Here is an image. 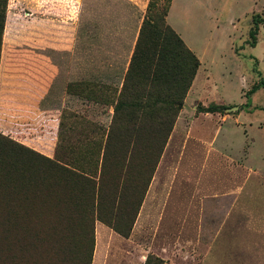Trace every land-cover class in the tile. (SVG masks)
Wrapping results in <instances>:
<instances>
[{"label":"rangeland","instance_id":"374dc122","mask_svg":"<svg viewBox=\"0 0 264 264\" xmlns=\"http://www.w3.org/2000/svg\"><path fill=\"white\" fill-rule=\"evenodd\" d=\"M150 2L158 12L167 5L166 23L200 65L151 174V161L139 155L142 141L130 156L113 152L105 157L99 191L102 159L90 154L82 160L81 153L99 146L88 141L101 134H94L88 121L106 127L112 107L86 99L80 84L120 88ZM256 25L252 47L249 30ZM69 82L76 83L72 93ZM212 103L225 108L199 111ZM59 133L63 153L65 147L74 153L61 159L78 160L75 165H85L96 184L92 221L86 181L60 174L46 162L37 166L24 159L26 166L0 146L2 165L13 167L16 176L11 192L1 185L0 210L25 212L19 218L34 226L32 235L36 224L46 228L31 240L28 263L92 264L95 252L100 261L110 254L121 264L130 263L133 248L125 237L132 235L134 247L147 243L143 264L149 255L173 264L164 255L172 256L176 240L188 252L190 236H204L206 226L188 220L191 188L264 185V176L251 172L264 173V0H7L0 46V135L54 159ZM115 146L111 143L110 151ZM98 201L99 214L117 218L121 229L131 227L127 236L97 219ZM55 208L67 225L60 237ZM20 241L6 240L0 225V260L7 255L16 262L22 255L16 251ZM35 244L44 254L33 255ZM241 254L243 262L252 258Z\"/></svg>","mask_w":264,"mask_h":264},{"label":"trees","instance_id":"16d2710c","mask_svg":"<svg viewBox=\"0 0 264 264\" xmlns=\"http://www.w3.org/2000/svg\"><path fill=\"white\" fill-rule=\"evenodd\" d=\"M6 6L7 0H0V46ZM157 9L154 3H149L119 89L112 88L110 85L103 82L85 81L80 84L84 89L86 99L91 102L107 104L112 107L110 121L106 127L97 122L88 121L99 130H93L94 134L97 132L101 133L99 139L95 138L88 141L92 142L94 145H98L99 143V146L96 148L97 150L92 151L91 147L88 151L81 153V157L84 155L82 160L90 154L91 156L94 155L102 159L98 178L99 182H97L99 191L101 190L100 178L105 157L113 152H117L119 156H130L133 154L132 147L142 141H144V147L139 151V155L151 161L149 175L151 174L176 118L182 109L184 99L200 65V60L196 54L185 44L177 32L166 23L165 16L168 11L167 5L163 6L161 12H158ZM257 25L255 28H250L249 30V36L251 37L249 43L251 46H255ZM75 84V82L68 83V93L74 91ZM256 88L257 85H254L250 89V92L255 91ZM223 108H225L223 105L215 103L206 107H198L199 111L203 112H220ZM61 135L62 134L59 133V141L56 146L54 159L44 157L37 151L22 144H18L15 141L6 140L1 135L0 146L4 147L5 150H9L10 153H13L18 159L22 158L21 160L25 162L26 166L28 162L24 159L29 160L30 164L33 163L37 166L44 165V162H46L59 170L60 174L73 176L80 183L86 181L91 187V194H87V197L89 199V216L92 221L94 188L96 184L92 176L89 175V169H86L85 165L83 166L80 164L76 166L75 162H78L76 159L72 162L61 159L63 158L61 156L70 158V156L74 154L69 147H65L63 153ZM87 139V134H85L84 140ZM111 143L116 144L114 151H110L111 149L109 146ZM2 164L3 163L0 161V190L3 184V186L6 185L11 192L12 188L15 186L16 176L14 178L13 167H4ZM143 194L142 192V195H140L139 200L136 202L138 207L141 204ZM56 210L58 213H56ZM53 211L54 214H57L56 225L58 228V232L55 231V228L54 232L58 233L57 237H60V235L66 233L67 225L61 210L55 208ZM99 212L98 201L97 213L99 214ZM98 214L97 219L110 225L120 234L124 236L129 234L130 226L127 229H121L115 224L117 218L114 219L111 217L108 219V217ZM23 215L25 216V212L18 210L17 213L13 211L11 207L4 206L3 209L0 210L2 235H4L6 240L20 239L21 241L16 251L22 252V255L16 257V262H14V260L11 261L9 256L4 255L0 260V264H29L27 261V249H31L34 245L32 241L36 240L39 230H44L45 233V225L44 227H39V225L36 224L35 227L37 230L32 235L31 229L35 228L33 225L29 224L28 227V225L23 223V220L19 218H22ZM91 232H93V227H91L90 233ZM91 251L92 249L90 248L89 259ZM32 253L35 256L44 254L43 249L38 248L37 245ZM144 264L170 263L164 262L157 256L149 255Z\"/></svg>","mask_w":264,"mask_h":264},{"label":"crops","instance_id":"0c3cea01","mask_svg":"<svg viewBox=\"0 0 264 264\" xmlns=\"http://www.w3.org/2000/svg\"><path fill=\"white\" fill-rule=\"evenodd\" d=\"M251 172L264 176L260 170ZM187 200L190 203L189 223L206 226L204 236L195 238L191 235L188 252L182 249L181 240H176L172 256L167 252L165 258L173 264H254V258L258 260L256 264H264V185H236L205 191L195 186L189 190ZM174 216L178 217L179 213H174ZM125 239L131 242L130 247L133 248L129 252L133 258L125 264H143L149 252L144 247L147 243L134 247L132 235ZM161 252L159 254L162 255ZM241 252L252 258L241 261ZM97 258L95 252L92 264H121L117 257L114 259L110 254L101 261Z\"/></svg>","mask_w":264,"mask_h":264},{"label":"water","instance_id":"95a60500","mask_svg":"<svg viewBox=\"0 0 264 264\" xmlns=\"http://www.w3.org/2000/svg\"><path fill=\"white\" fill-rule=\"evenodd\" d=\"M232 108H236V106H233ZM230 109V108H229Z\"/></svg>","mask_w":264,"mask_h":264}]
</instances>
